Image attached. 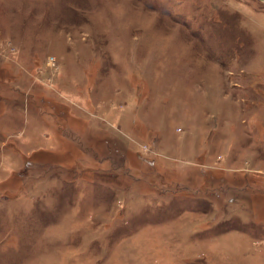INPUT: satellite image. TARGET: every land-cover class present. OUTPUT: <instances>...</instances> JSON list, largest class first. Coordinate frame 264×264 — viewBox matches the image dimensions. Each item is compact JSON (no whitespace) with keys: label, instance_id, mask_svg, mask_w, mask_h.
<instances>
[{"label":"rangeland","instance_id":"obj_1","mask_svg":"<svg viewBox=\"0 0 264 264\" xmlns=\"http://www.w3.org/2000/svg\"><path fill=\"white\" fill-rule=\"evenodd\" d=\"M0 264H264V0H0Z\"/></svg>","mask_w":264,"mask_h":264}]
</instances>
